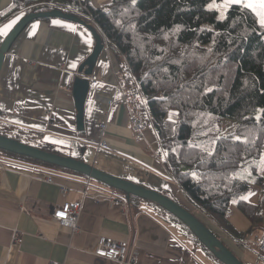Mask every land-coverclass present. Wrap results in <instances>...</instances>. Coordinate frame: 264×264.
Returning <instances> with one entry per match:
<instances>
[{
  "label": "crops",
  "instance_id": "1",
  "mask_svg": "<svg viewBox=\"0 0 264 264\" xmlns=\"http://www.w3.org/2000/svg\"><path fill=\"white\" fill-rule=\"evenodd\" d=\"M91 1L96 7L110 2ZM12 2L0 0V12ZM27 14L22 9L0 23V134L24 129L31 134L23 139L35 147L48 145L161 193L195 214L243 264H264V218L252 221L233 200L226 219L246 233L233 238L188 198L165 166L140 96L130 94L136 87L120 77L124 58L97 26L58 16L24 21ZM81 86L85 95L78 116ZM177 118L175 109L166 113L167 120ZM138 119L145 124L138 125ZM260 198L258 187L245 200L257 204ZM66 201L82 203L76 230L53 218L55 207ZM173 216L153 200L81 172L0 155V264H224ZM99 236L129 243L124 262L94 255Z\"/></svg>",
  "mask_w": 264,
  "mask_h": 264
},
{
  "label": "trees",
  "instance_id": "2",
  "mask_svg": "<svg viewBox=\"0 0 264 264\" xmlns=\"http://www.w3.org/2000/svg\"><path fill=\"white\" fill-rule=\"evenodd\" d=\"M221 1L110 0L96 7L91 0H13L0 23L26 9L32 19L59 12L97 26L124 58L120 77L139 90V107L160 140L167 170L200 210L237 238L246 233L227 221L230 202L252 221L264 218V26L245 3H231L218 18L210 5ZM170 109L178 111L176 121L166 119ZM228 119L235 121L231 131L224 130ZM30 134L17 128L9 137L30 144L23 139ZM0 155L59 167L1 148ZM255 185L261 198L248 203ZM260 246L264 250V234Z\"/></svg>",
  "mask_w": 264,
  "mask_h": 264
},
{
  "label": "water",
  "instance_id": "3",
  "mask_svg": "<svg viewBox=\"0 0 264 264\" xmlns=\"http://www.w3.org/2000/svg\"><path fill=\"white\" fill-rule=\"evenodd\" d=\"M50 16L64 17L71 21H74L64 14L59 12L49 13ZM33 17L27 16L24 21L32 19ZM24 24V22H23ZM21 27V26H20ZM20 27L11 35L14 36L20 29ZM101 46L98 45L96 52L92 58L87 62L89 65L86 73H90L95 60L98 56ZM79 89V88H78ZM83 86H81V92L78 93V116H81L82 104L84 101L85 90L82 92ZM0 148L7 151L25 155L33 159L44 161L59 167L69 168L78 172H81L87 176L98 179L100 181L111 184L115 187L126 190L128 193L138 195L157 202L167 209L170 213L181 219L190 230L198 237V239L224 264H243L242 261L220 240L218 237L192 212L181 206L174 200L162 195L153 190L146 189L140 185L128 182L126 180L115 177L111 174L105 173L93 165L87 164L83 161L77 160L70 156H63L53 152H49L35 146L17 141L8 136L0 134Z\"/></svg>",
  "mask_w": 264,
  "mask_h": 264
},
{
  "label": "built area",
  "instance_id": "4",
  "mask_svg": "<svg viewBox=\"0 0 264 264\" xmlns=\"http://www.w3.org/2000/svg\"><path fill=\"white\" fill-rule=\"evenodd\" d=\"M131 96L134 99L139 97V90L131 88ZM138 125H144L145 122L141 119L137 120ZM105 141H102V145H106ZM47 181H51L52 177L46 176ZM81 201L63 202L59 206L55 207L53 212V218L60 223V225L76 230L78 228L77 222L79 213L81 210ZM129 243L125 240L120 241L111 237L99 236L96 241L94 249V255L112 260H118L124 262Z\"/></svg>",
  "mask_w": 264,
  "mask_h": 264
},
{
  "label": "rangeland",
  "instance_id": "5",
  "mask_svg": "<svg viewBox=\"0 0 264 264\" xmlns=\"http://www.w3.org/2000/svg\"><path fill=\"white\" fill-rule=\"evenodd\" d=\"M224 2H225V0H223V1H221V2H213V3H211V5H210L211 7H213L214 9H216V10L218 11V18H222V17L224 16L225 11L228 9V7H229L230 4H231V3H229L227 7H220V5H222ZM260 2H261V0H241L240 3H245V4H246V3H252V4L256 5L255 11L257 12V15L259 16V13H260L261 11H264V10H262V9L259 7ZM259 19H260V16H259ZM234 125H235V121L228 119V120H226V122H225L224 130H225V131H231V130H233ZM258 187L261 188V186H259V185H255V186H253L249 192H251L252 190H256V189H258ZM258 226H259V223L257 224L256 228H254V229L256 230V233H257V234H258ZM252 233H253V232H252ZM252 233H251V234H252Z\"/></svg>",
  "mask_w": 264,
  "mask_h": 264
},
{
  "label": "snow or ice",
  "instance_id": "6",
  "mask_svg": "<svg viewBox=\"0 0 264 264\" xmlns=\"http://www.w3.org/2000/svg\"><path fill=\"white\" fill-rule=\"evenodd\" d=\"M241 0H225V2L220 5V7H227L229 3H240ZM245 7H248V8H252L253 10H255L256 8V5L252 4V3H246L244 5ZM259 7L264 10V0H261L260 4H259ZM259 16H260V24L261 26H264V11H261L259 13ZM74 67V65H73Z\"/></svg>",
  "mask_w": 264,
  "mask_h": 264
}]
</instances>
